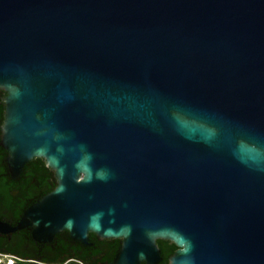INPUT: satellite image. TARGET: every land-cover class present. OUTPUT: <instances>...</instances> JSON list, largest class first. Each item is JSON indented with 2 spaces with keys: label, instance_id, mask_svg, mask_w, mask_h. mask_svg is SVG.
Instances as JSON below:
<instances>
[{
  "label": "water",
  "instance_id": "95a60500",
  "mask_svg": "<svg viewBox=\"0 0 264 264\" xmlns=\"http://www.w3.org/2000/svg\"><path fill=\"white\" fill-rule=\"evenodd\" d=\"M0 90L12 177L57 178L3 232L264 264V0H0Z\"/></svg>",
  "mask_w": 264,
  "mask_h": 264
},
{
  "label": "flooded vegetation",
  "instance_id": "af4514ba",
  "mask_svg": "<svg viewBox=\"0 0 264 264\" xmlns=\"http://www.w3.org/2000/svg\"><path fill=\"white\" fill-rule=\"evenodd\" d=\"M7 156L5 159L7 186L13 183L15 187L11 189L13 199L9 203H5L0 194V225L2 222L16 224L25 208L44 194L50 192L57 185L56 175L51 169L47 172L40 173L39 177L33 175V168L39 165V161L33 159L25 165L20 177L14 179L7 166ZM27 233L30 234V237L26 236ZM92 234L95 233H89L88 244H83L78 240L72 239L67 230L58 232L51 241L38 242L33 239L30 228L18 229L12 232H3L0 229V238L5 237L4 239H6L11 246L33 255L39 260L48 256L58 259L65 258L69 255L70 251L77 254H86L88 259H97L101 256L100 240L104 238H101L97 234L93 237ZM119 240V245L117 247L115 246L114 249L112 247L113 256L111 261H114L120 249L121 239ZM175 251L165 255L161 249L162 259L159 260L157 264H170L169 258ZM141 264L146 263L142 262Z\"/></svg>",
  "mask_w": 264,
  "mask_h": 264
},
{
  "label": "trees",
  "instance_id": "16d2710c",
  "mask_svg": "<svg viewBox=\"0 0 264 264\" xmlns=\"http://www.w3.org/2000/svg\"><path fill=\"white\" fill-rule=\"evenodd\" d=\"M6 92L0 90V136H1V127L5 119V103L4 99ZM0 194L5 203H9L13 199L11 189L15 187V184L7 186V176H6V164L5 159L8 152L1 148L0 146ZM33 160L39 161V165L33 168V175L39 177L40 173L49 171L51 168L46 165V162L42 158L35 157ZM31 162V161H30ZM52 170V169H51ZM18 214V213H17ZM95 237V234H92ZM27 237H30V234L27 233ZM92 237V238H93ZM5 237L0 238V256H13L15 258L14 264H108L112 260L113 251L112 247L119 245V239L104 238L100 240V257L97 259H88L86 254H77L69 252V255L65 258H55V257H44L39 260L37 257H34L31 254H28L20 249H17L11 246L10 243L4 239ZM158 244L162 249L163 253L166 255L177 249V245L165 239H159Z\"/></svg>",
  "mask_w": 264,
  "mask_h": 264
},
{
  "label": "rangeland",
  "instance_id": "374dc122",
  "mask_svg": "<svg viewBox=\"0 0 264 264\" xmlns=\"http://www.w3.org/2000/svg\"><path fill=\"white\" fill-rule=\"evenodd\" d=\"M15 258L13 256H0V264H14Z\"/></svg>",
  "mask_w": 264,
  "mask_h": 264
},
{
  "label": "clouds",
  "instance_id": "9594fccd",
  "mask_svg": "<svg viewBox=\"0 0 264 264\" xmlns=\"http://www.w3.org/2000/svg\"><path fill=\"white\" fill-rule=\"evenodd\" d=\"M250 159H251L253 162H259L260 154H259V153H256L255 155H252V156L250 157Z\"/></svg>",
  "mask_w": 264,
  "mask_h": 264
},
{
  "label": "snow or ice",
  "instance_id": "6c2138e0",
  "mask_svg": "<svg viewBox=\"0 0 264 264\" xmlns=\"http://www.w3.org/2000/svg\"><path fill=\"white\" fill-rule=\"evenodd\" d=\"M81 179H83V177H81Z\"/></svg>",
  "mask_w": 264,
  "mask_h": 264
}]
</instances>
